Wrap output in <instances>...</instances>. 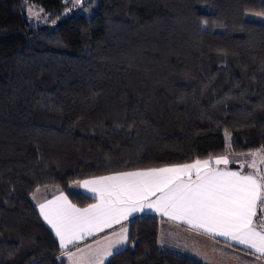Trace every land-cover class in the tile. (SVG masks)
Instances as JSON below:
<instances>
[{
    "label": "trees",
    "instance_id": "16d2710c",
    "mask_svg": "<svg viewBox=\"0 0 264 264\" xmlns=\"http://www.w3.org/2000/svg\"><path fill=\"white\" fill-rule=\"evenodd\" d=\"M64 0H28L57 19ZM55 29L0 0V264H62L30 196L77 180L264 145V0H91ZM57 192V191H56ZM160 221L128 223L106 264H201L157 245Z\"/></svg>",
    "mask_w": 264,
    "mask_h": 264
},
{
    "label": "snow or ice",
    "instance_id": "6c2138e0",
    "mask_svg": "<svg viewBox=\"0 0 264 264\" xmlns=\"http://www.w3.org/2000/svg\"><path fill=\"white\" fill-rule=\"evenodd\" d=\"M66 2L76 7L84 0ZM25 4L29 20L47 21L42 8L35 10L28 0ZM252 14L264 18V11ZM224 136L223 155L74 181L69 187L82 188L95 200L84 208L77 207L59 186H56L58 194L52 199L40 201L37 194L41 189L37 188L32 198L56 237L57 259L62 264H106L115 250L130 243L125 222L135 213L150 211L168 221L182 222L214 243L223 242L233 252L241 251L254 258L242 264H264V215L257 216L258 207L264 211V145L236 153L231 131L225 129ZM236 156L240 159L234 160ZM231 163H238L239 169L229 168ZM116 225L118 230L98 237ZM91 237L98 238L83 243ZM158 242L163 244L162 240ZM230 258L240 260L239 256Z\"/></svg>",
    "mask_w": 264,
    "mask_h": 264
},
{
    "label": "rangeland",
    "instance_id": "374dc122",
    "mask_svg": "<svg viewBox=\"0 0 264 264\" xmlns=\"http://www.w3.org/2000/svg\"><path fill=\"white\" fill-rule=\"evenodd\" d=\"M90 1L91 0H84L82 5L74 7L72 3H67L66 0H64L63 4L69 5V7L64 9V11L60 14V17H58L57 19H52L50 13L43 11L42 15L48 17L46 22L43 19L40 20L39 22L36 19L29 20L28 19V12L26 9L25 19H26L27 23L32 27L46 26L49 29H55L61 20L65 19V18H67L73 14L87 15L91 9V5L89 4ZM32 6L37 11L39 9H41L39 6H35V5H32ZM84 8H87V11H85ZM69 9H71V10H69ZM246 19L248 21L258 22V23L264 24V18L255 16L253 14H246ZM52 20L56 21L55 24H53L51 22ZM224 141H225V136H224ZM233 159L239 160L240 157L236 156ZM221 167H223V165H221ZM229 168H231L233 170H238L239 164L238 163H231L229 165ZM245 171H251V169H245ZM68 188H69V191H71V192H78V189H79L78 187H68ZM40 189H41L40 193H42L45 191L46 188H40ZM40 193L37 194V199L39 198ZM30 200H31L33 205L36 203V200H34L32 198V195L30 196ZM260 215H264V211H262L258 207L257 208V216H260ZM218 239H220V238H218ZM213 245H215V246H213L209 249H208V247L205 248V246H202L203 249H194L191 246L189 247V245H185L186 249H184L183 251H179V252H181L182 254L190 255L193 259L200 262L201 264H242V262H244V261H253V259H254L252 256L243 255V252H241V251L233 252L231 249L226 248L224 246L223 242H221L219 244L215 243ZM235 247L239 248L240 246H235ZM234 256H239L240 260L237 261L235 259L230 258V257H234Z\"/></svg>",
    "mask_w": 264,
    "mask_h": 264
},
{
    "label": "crops",
    "instance_id": "0c3cea01",
    "mask_svg": "<svg viewBox=\"0 0 264 264\" xmlns=\"http://www.w3.org/2000/svg\"><path fill=\"white\" fill-rule=\"evenodd\" d=\"M46 189H49V188H46ZM74 193L83 194L89 198H91V195H92L91 193L86 192L82 188H79L78 192H74ZM57 194L58 193L56 191H46L45 190L44 192L40 193V196L38 199L40 201H43L45 199H52L53 196L57 195ZM93 203H95V200H93ZM34 207H35L38 215L40 216L39 210L37 208V202L34 204ZM80 208H84V207H80ZM143 216H153V217H156L160 221L157 245L162 250H168V251H172V252H175L178 254H182L179 251H183L184 249H186L185 245H189V247L191 246L194 249H203L202 246H205V248L208 247V249H209V248L215 246V245H213L215 243L211 239H209L207 236H205L203 234L197 235L195 233V231L190 230L188 228V226L184 225L182 222L168 221L166 218H162L159 215H157L153 212H150V211L135 213V214H133L132 217H130V220L126 221L125 223L128 224L130 221H132L136 218L143 217ZM40 218L42 219L41 216H40ZM42 221L44 222L43 219H42ZM44 224L49 228V226L45 222H44ZM118 228H119V225L114 226L112 229H105L104 232H101L98 234V237L102 238L106 235H110L114 230H118ZM49 230L52 232V230L50 228H49ZM52 234L55 237L54 233H52ZM98 237H91L88 240L84 241L83 243H91L92 241H94ZM55 239H56V237H55ZM161 240L163 241L162 245H161V243L158 242ZM103 242L104 241H102V243ZM125 246H127V245H125ZM93 247H95V245H93ZM124 247H121V248L115 250L114 254L116 252L124 249ZM182 255L191 257L190 255H187V254H182ZM64 264H66V262H64Z\"/></svg>",
    "mask_w": 264,
    "mask_h": 264
}]
</instances>
